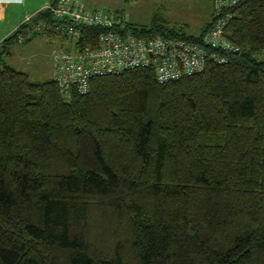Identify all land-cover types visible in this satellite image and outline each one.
<instances>
[{"label":"trees","instance_id":"16d2710c","mask_svg":"<svg viewBox=\"0 0 264 264\" xmlns=\"http://www.w3.org/2000/svg\"><path fill=\"white\" fill-rule=\"evenodd\" d=\"M231 13L240 53L164 85L153 69L93 79L86 95L32 82L5 60L22 39H65L46 31L49 11L3 44L0 264H264V0ZM211 25L129 29L198 42ZM81 34L80 50L100 29Z\"/></svg>","mask_w":264,"mask_h":264},{"label":"built area","instance_id":"2783aa9c","mask_svg":"<svg viewBox=\"0 0 264 264\" xmlns=\"http://www.w3.org/2000/svg\"><path fill=\"white\" fill-rule=\"evenodd\" d=\"M242 1L214 0L212 25L197 42L185 37H138L121 14L89 9L80 0H55L47 8L55 23L45 29L70 41L73 51L56 56L54 81L65 96L72 90L86 95L96 78L153 69L157 82L164 85L200 75L209 65H227L229 56L241 51L227 38V30L234 19L231 10ZM94 28L100 29L96 45L80 50L76 45L82 29ZM41 30L37 26L34 32Z\"/></svg>","mask_w":264,"mask_h":264},{"label":"rangeland","instance_id":"374dc122","mask_svg":"<svg viewBox=\"0 0 264 264\" xmlns=\"http://www.w3.org/2000/svg\"><path fill=\"white\" fill-rule=\"evenodd\" d=\"M43 1L37 0L34 8L37 9L44 3ZM80 1L92 10L121 14L131 29L139 34L143 31L149 33L159 31L177 33L181 36H198L201 28L209 23L212 10H214V0ZM70 48L73 50L70 41L59 37L49 38L41 33L38 36H32L28 44L18 45L16 43L10 46V55L7 56L5 62L17 71L27 74L32 82L45 83L54 78L57 54L63 50L68 52Z\"/></svg>","mask_w":264,"mask_h":264},{"label":"crops","instance_id":"0c3cea01","mask_svg":"<svg viewBox=\"0 0 264 264\" xmlns=\"http://www.w3.org/2000/svg\"><path fill=\"white\" fill-rule=\"evenodd\" d=\"M2 1H5V2H0V53L2 52L3 44L8 39H10L15 33H17L19 28L23 24L29 23L27 21L29 19L31 20V18H33L37 14L47 11V8L55 2V0H48L49 2L44 0L43 1L44 3H42L36 9V8H34V6H35V3L37 0H2ZM8 1H10V2L12 1L14 4L9 5ZM29 15H31V16L29 17ZM212 16H213V10H212V15H211V19H210L209 23H211V21H212ZM209 23L204 25L203 28H201L200 34L206 30ZM44 36H48L49 38L54 37V36H49L47 34L46 35L44 34ZM17 44L18 45H20V44L24 45L20 41L17 42ZM71 50H72V48H70V50L68 52H64L65 50H63V52H61L60 54L70 53ZM60 54H57V55H60ZM9 66H11V65H9ZM11 67H13V66H11ZM53 80H54V78H53Z\"/></svg>","mask_w":264,"mask_h":264},{"label":"clouds","instance_id":"9594fccd","mask_svg":"<svg viewBox=\"0 0 264 264\" xmlns=\"http://www.w3.org/2000/svg\"><path fill=\"white\" fill-rule=\"evenodd\" d=\"M0 2H5V1H2V0H0ZM8 3H9V5H13L14 3L11 1H8Z\"/></svg>","mask_w":264,"mask_h":264}]
</instances>
